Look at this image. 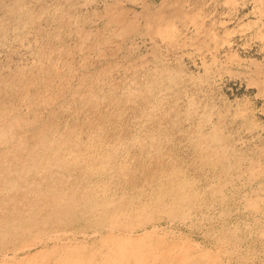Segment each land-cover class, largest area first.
Here are the masks:
<instances>
[{
	"label": "rangeland",
	"instance_id": "374dc122",
	"mask_svg": "<svg viewBox=\"0 0 264 264\" xmlns=\"http://www.w3.org/2000/svg\"><path fill=\"white\" fill-rule=\"evenodd\" d=\"M0 90V264H264V0H0Z\"/></svg>",
	"mask_w": 264,
	"mask_h": 264
},
{
	"label": "bare ground",
	"instance_id": "6f19581e",
	"mask_svg": "<svg viewBox=\"0 0 264 264\" xmlns=\"http://www.w3.org/2000/svg\"><path fill=\"white\" fill-rule=\"evenodd\" d=\"M31 24H32V23H31ZM23 79H24V78H23ZM18 80L20 81V78H19V77H18ZM29 80H32V78L29 79ZM29 80H28V82H29ZM32 81H33V80H32ZM3 82H4V81H3ZM30 82H31V81H30ZM33 82H34V81H33ZM17 83H18V82H17ZM22 83H23V82H22ZM31 83H32V82H31ZM1 84H2V82H1ZM3 84H4V83H3ZM13 84H14V83H13ZM24 84H25V83H24ZM28 84H29V83H28ZM34 84H35V83H34ZM25 85H26V84H25ZM25 85H24V86H25ZM15 86H16V85H14V87H15ZM24 86H23V87H24ZM16 87H17V86H16ZM20 87H21V86H20ZM20 87H19V88H20ZM29 87H30V85H29ZM29 87H28V88H29ZM4 89H7V88H4ZM21 89H22V88H21ZM25 89H26V88H25ZM14 90H15V89H14ZM16 90H17V89H16ZM5 91H6V90H5ZM21 91H22V90H21ZM38 91H39V90H38ZM0 92H1V90H0ZM17 92H18V91H17ZM15 93H16V92H15ZM15 93H14V94H15ZM20 93H21V92H20ZM20 93H18V94H20ZM39 93H40V92H39ZM18 94H16V95H18ZM2 95H3V93H2ZM20 95L22 96V94H20ZM20 95H19V97H20ZM24 95H25V92H24ZM33 95H34V94H33ZM39 95H40V94H38V96H39ZM17 97H18V96H17ZM1 98H2V97H1ZM37 99H38V98H37ZM6 100H7V99H6ZM38 100H39V99H38ZM4 101H5V100H4ZM7 101H8V100H7ZM32 101H33V100H32ZM2 102H3V101H2ZM9 102H10V101H9ZM30 103H31V102H30ZM35 103H36V102H35ZM87 103H88V102H87ZM0 104H1V103H0ZM7 104H8V103H7ZM7 104H6V105H7ZM10 104H12V103L10 102V103L8 104V106H9ZM3 105H5V104H3ZM13 106L16 107L15 105H13ZM13 106H12V107H13ZM87 106H88V105H87ZM29 108H31V107H29ZM9 109H10V108H9ZM14 109H16V108H14ZM5 110H6V109H5ZM0 111H1V110H0ZM2 111H3V110H2ZM9 111H11V110H9ZM12 111H13V110H12ZM14 112H15V111H14ZM14 112H13V113H14ZM3 113H4V112H3ZM27 113H28V112H27ZM10 114H11V113H10ZM5 115H6V114H5ZM5 115H4V116H5ZM8 115H9V114H7V117H8ZM20 115H21V114H20ZM0 116H3V115L1 114ZM23 116H24V115H23ZM0 118H1V117H0ZM22 118H23V117H22ZM121 118H122V117H121ZM2 119H3V118H2ZM90 119H92V118H90ZM8 120H9V119H8ZM2 121H3V120H2ZM92 121H93V120H92ZM94 121H95V120H94ZM4 122H5V120H4ZM90 122H91V120H90ZM98 122H99V124L101 125L102 120H101V122H100V121H98ZM24 123H25V122H24ZM24 123H23V124H24ZM52 123H53V122H52ZM85 123H87V122H85ZM91 123H92V122H91ZM102 123H103V122H102ZM99 124H98V126H99ZM103 124H104V123H103ZM50 125H51V124H50ZM54 125H56V123H55ZM57 125H58V124H57ZM79 125H80V124H79ZM79 125H78V126H79ZM93 125H94V124H93ZM20 126H21V125H20ZM41 126H42V125H41ZM48 126H49V125H48ZM58 126H59V125H58ZM68 126H69V125H68ZM68 126H67L66 128H69ZM74 126H75V125L72 126V127H73V130H75ZM80 126H81V125H80ZM83 126H84V125H83ZM101 126H102V125H101ZM17 127H18V125H17ZM46 127H47V126H46ZM53 127H54V126H53ZM55 127H56V126H55ZM72 127H71V128H72ZM85 127H86V126H85ZM85 127H84V128H85ZM88 127H89V126H88ZM88 127H87V128H88ZM91 127H92V126H91ZM91 127H90V129H91ZM96 127H97V126H96ZM105 127H107V126L104 124V129H105ZM43 128H44V130H47V129H45V127L42 126V129H43ZM66 128H65V129H66ZM81 128H82V127H81ZM84 128H83V130H84ZM9 129H10V128H9ZM40 129H41V128H40ZM42 129H41V130H42ZM58 129H59V127H58ZM85 129H86V128H85ZM94 129H95V128H94ZM94 129H93V130H94ZM101 129H102V127H101ZM101 129L98 130V131H101ZM17 130H18V129H17ZM24 130H26V129H24ZM55 130H56V129H55ZM55 130H54V132H55ZM70 130H71V129H70ZM78 130H79V129H78ZM78 130H77V132H78ZM86 130H88V129H86ZM96 130H97V129H96ZM96 130H95V132H96ZM102 130H103V129H102ZM105 130L107 131V129H105ZM105 130H103V131H105ZM109 130H111V129H109ZM115 130H117V129H115ZM15 131H16V129H15ZM19 131H20V130H19ZM56 131H57V130H56ZM61 131H62V130H61ZM64 131H65V130H64ZM112 131H113V130H112ZM117 131H118V130H117ZM120 131H121V130H120ZM34 132H35V131H34ZM48 132H49V131H48ZM48 132H47V134H48ZM72 132H73V131H72ZM75 132H76V131H74V133H75ZM80 132H82V131H79V133H78L79 135L81 134ZM83 132H85V131H83ZM20 133H21V132H20ZM41 133H44V132H41ZM57 133H59V132H57ZM57 133H56V134H57ZM62 133H63V132H62ZM85 133H86V132H85ZM91 133H92V132H91ZM91 133H90V134H91ZM93 133H94V132H93ZM103 133H104V132H103ZM107 133L110 134L109 131H107ZM111 133H112V132H111ZM115 133H116V132H115ZM115 133H112V134L115 136ZM16 134H17V133H16ZM63 134H64V133H63ZM66 134H67V133H65V135H66ZM69 134H71V133H69ZM72 134H73V133H72ZM72 134H71V135H72ZM82 134H83V133H82ZM105 134H106V133H105ZM123 134H125V132H124ZM123 134H122V135H123ZM140 134H141V133H140ZM19 135H20V134H19ZM23 135H24V134H23ZM48 135H49V134H48ZM50 135H51V134H50ZM58 135H59V136H62V135H60V134H58ZM76 135H77V134H75V136H76ZM101 135H102V134H101ZM101 135H100V136H101ZM116 135H117V134H116ZM118 135H119V134H118ZM118 135H117V136H118ZM120 135H121V134H120ZM34 136H35V134H34ZM53 136H54V135H53ZM59 136H58V137H59ZM67 136H68V135H67ZM72 136H73V135H72ZM77 136H78V135H77ZM77 136H76V137H77ZM81 136H82V135H81ZM92 136H93V134H92ZM102 136H105V135H102ZM102 136H101V137H102ZM114 136H113V137H114ZM1 137H2V136H1ZM1 137H0V139H1ZM14 137H15V136H14ZM14 137H13V138H14ZM69 137H70V136H69ZM73 137H74V136H73ZM89 137H91V136H89ZM96 137L98 138L99 136L97 135V136H95V138H96ZM101 137H100V138H101ZM113 137H112V138H113ZM118 137H121V136H118ZM3 138H4V137H3ZM15 138L18 139V138H21V137H18V138L15 137ZM45 138H46V137H45ZM51 138H53V137H51ZM56 138H57V137H56ZM56 138H55V140H56ZM61 138H62V137H61ZM61 138H60V139H61ZM64 138H67V137H64V136H63V141H64ZM91 138H92V137H91ZM95 138H94V139H95ZM112 138H111V139H112ZM114 138H116V137H114ZM36 139H37V138H36ZM36 139H34V141H35ZM58 139H59V138H58ZM60 139H59V141H60ZM69 139H70V138H69ZM83 139H84V138H83ZM104 139H105V138H104ZM108 139H109V138H108ZM121 139H122V138H121ZM121 139H120V140H121ZM23 140H24V139H23ZM47 140H49V139H47ZM50 140H51V139H50ZM52 140H54V139H52ZM71 140H72V139H71ZM71 140H69V141H71ZM75 140H76V139H75ZM84 140H85V139H84ZM84 140H83V141H84ZM95 140H96V139H95ZM98 140H99V139H98ZM118 140H119V139H118ZM20 141H21V140H20ZM31 141H32V140H31ZM45 141H46V140H45ZM61 141H62V140H61ZM66 141H68V139H66L65 142H66ZM69 141H68V143L66 142V146H67V144L70 145V144L72 143V141H71L70 144H69ZM83 141H82V142H83ZM93 141H94V140H93ZM112 141H113V140H112ZM121 141H122V140H121ZM123 141H124V140H123ZM50 142H51V141H50ZM65 142H64V144H65ZM73 142L75 143L76 141H73ZM77 142H78V141H77ZM84 142H85V141H84ZM103 142H104V141H103ZM107 142H108V140H107ZM54 143H55V142H54ZM54 143H53V144H54ZM57 143H59V144H63V143H60V142H57ZM89 143H90V142H89ZM99 143H100V142H99ZM105 143H106V141H105ZM105 143H104V146H105ZM108 143H109V142H108ZM119 143H120V142H119ZM124 143H125V142H124ZM10 144H11V143H10ZM53 144H52V146H53ZM78 144H79V143H77V145H78ZM87 144H88V143H87ZM87 144L85 143V145H87ZM93 144H94V143H93ZM101 144H102V143H101ZM114 144H115V145H118V144H116V143H114ZM37 145H38V144H37ZM50 145H51V144H49L48 149L51 148ZM80 145H81V144H80ZM83 145H84V144H83ZM85 145H84V146H85ZM89 145H90V144H89ZM95 145H96V143H95ZM115 145H114V146H115ZM8 146H9V145H8ZM29 146H30V144H29ZM57 146H59V145H56L55 147L57 148ZM73 146H74V145H73ZM107 146H108V145H107ZM107 146H105V147H107ZM111 146H113V145H111ZM11 147H12V146H10V148H11ZM40 147H41V146H40ZM44 147L46 148L47 145L44 146ZM44 147L42 146V149H43ZM71 147H72V146H71ZM99 147H100V145H99ZM108 147H109V146H108ZM8 148H9V147H8ZM10 148H9V149H10ZM45 148H44V149H45ZM56 148H55V150H56ZM59 148H60V147H58V149H59ZM66 148H67V147H66ZM66 148H64V149H66ZM76 148H77V147H76ZM97 148H98V147H97ZM100 148H101V147H100ZM114 148H115V147H114ZM29 149H31V146H30ZM36 149H37V146H36ZM36 149H35V150H36ZM46 149H47V148H46ZM52 149H54V148H52ZM52 149H51V150H52ZM67 149H68V148H67ZM70 149H72V148H70ZM87 149H88V148H87ZM91 149H92V148H90V150H91ZM106 149L108 150V148H106ZM120 149H121V147H120ZM1 150H2V149H1ZM4 150L6 151V149H4ZM4 150H2V151H4ZM11 150H12V149H11ZM11 150H10V151H11ZM17 150H18V149H17ZM20 150H21V148H20ZM20 150H19V151H20ZM51 150H50V151H51ZM72 150H73V149H72ZM72 150H70V151H72ZM78 150H80V149H78ZM78 150H77V151H78ZM81 150H82V149H81ZM107 150H106V151H107ZM109 150H111V149H109ZM109 150H108V151H109ZM126 150H127V149H126ZM10 151H9V154L12 153V152L10 153ZM32 151H34V150H32ZM37 151H38V150H37ZM59 151H60V149H59ZM59 151H55V153H56V152L60 153ZM85 151H86V150H85ZM85 151H83V152H85ZM87 151H88V150H87ZM92 151H93V150H92ZM95 151H96V150H95ZM97 151H98V150H97ZM106 151L104 150V152H106ZM118 151H119V148H118ZM122 151H123V150H122ZM15 152H16V151H15ZM15 152H14V153H15ZM17 152H18V151H17ZM30 152H31V151H30ZM42 152H43V150H42ZM45 152H46V151H45ZM51 152H52V151H51ZM53 152H54V151H53ZM53 152H52V154H53ZM62 152H63V151H62ZM65 152H66V151H65ZM78 152H79V151H78ZM78 152H77V153H78ZM80 152H81V154H82V151H80ZM80 152H79V153H80ZM89 152H90V151H89ZM93 152H94V151H93ZM112 152H114V151H112ZM127 152H128V151H127ZM0 153H2V152H0ZM25 153H27V152H25ZM28 153H29V152H28ZM31 153H32V152H31ZM35 153H36V152H35ZM43 153H44V152H43ZM48 153H49V152H48ZM71 153H72V152H71ZM74 153H75V151L72 153V154H73V158L76 157V156H75L76 154L74 155ZM96 153H98V152H96ZM99 153H100V152H99ZM99 153H98V154H99ZM107 153H108V152H107ZM109 153H110V152H109ZM115 153H116V151H115ZM115 153H114V154H115ZM123 153H124V152H123ZM3 154H4V153H3ZM3 154H2V155H3ZM6 154H7V152H6ZM6 154H5V156H6ZM19 154L21 155V153H19ZM23 154H24V153H23ZM38 154H39V153H38ZM40 154H41V152H40ZM40 154H39V155H40ZM69 154H70V153L68 152V157H69ZM81 154H80V155H81ZM90 154H91V152H90ZM92 154H93V153H92ZM100 154H101V153H100ZM103 154H105V153H103ZM116 154H119V153H116ZM0 155H1V154H0ZM16 155H17V154H16ZM16 155H14V156H16ZM27 155H30V156H31L30 153L27 154ZM27 155H26V156H27ZM36 155H37V154H36ZM42 155H43V154H42ZM50 155H51V154H50ZM55 155H56V154H55ZM62 155H63V154H62ZM80 155H79V157L82 158V156H80ZM83 155H84V157H85L86 154H83ZM3 156H4V155H3ZM5 156H4V157H5ZM18 156H19V155H18ZM18 156H17V157H18ZM32 156H33V155H32ZM37 156H38V155H37ZM37 156H35V157H37ZM52 156H53V155H52ZM57 156H58V155H56L55 157H57ZM59 156H60V155H59ZM86 156H87V155H86ZM99 156H100V155H99ZM103 156H104V155H103ZM103 156H102V157H103ZM130 156H132V154H131ZM8 157H9V156H8ZM20 157H21V156H20ZM33 157H34V156H33ZM40 157H41V155H40ZM44 157H45V156H44ZM55 157H54V158H55ZM65 157H66V154H65ZM70 157L72 158V155H71ZM77 157H78V156H77ZM77 157H76L75 159H77ZM100 157H101V156H100ZM118 157H119V156H118ZM1 158H2V157H1ZM9 158L12 159V157H9ZM18 158H19V157H18ZM25 158H27V157H25ZM31 158H32V157H31ZM48 158H49V157H47V159H48ZM51 158H53V157H51ZM63 158H64V157H63ZM85 158H86V157H85ZM85 158H84V159H85ZM91 158H92V157H91ZM94 158L96 159L97 156H94ZM2 159L4 160V158H2ZM7 159H8V158H7ZM14 159H15V158H14ZM14 159H13V160H14ZM22 159H23V158H22ZM39 159H40V158H39ZM39 159H38V160H39ZM49 159H50V158H49ZM55 159H56V158H55ZM66 159H67V158H64V159H61V160L63 161V160H66ZM78 159H79V158H78ZM103 159H105V158H103ZM111 159H112V158H111ZM132 159H133V158H132ZM26 160H27V159H26ZM29 160H31V159L29 158ZM35 160H36V159H35ZM82 160H83V159H82ZM85 160H86V159H85ZM88 160H89V159H88ZM90 160H91V159H90ZM92 160H93V158H92ZM96 160H97V159H96ZM99 160H100V159H99ZM109 160H110V159H109ZM121 160H122V159H121ZM121 160H120V161H121ZM124 160H125V159H124ZM124 160H123V161H124ZM128 160H129V159H128ZM1 161H2V160H1ZM16 161H17V159H16ZM21 161H22V160H21ZM24 161H25V160H23V162H24ZM42 161H43V159H42ZM44 161H45V160H44ZM46 161H48V163L51 162V161L49 162V160H46ZM55 161H56V162H54L53 165L51 164L52 162L50 163V164L52 165V166H51L52 168H54L55 163H56V165H57V159H56ZM86 161H87V160H86ZM86 161H85V162H86ZM100 161H101V160H100ZM102 161H103V160H102ZM163 161H165V160H163ZM2 162H4V161H2ZM2 162H1V163H2ZM8 162H10V161H8ZM60 162H61V161H60ZM64 162L66 163V161H64ZM67 162H68V161H67ZM70 162H71V161H70ZM72 162H73V161H72ZM74 162H75V160H74ZM78 162H79V161H78ZM78 162H77V160H76V163H78ZM87 162H88V161H87ZM91 162H93V161H91ZM97 162H98V160H97ZM117 162H118V161H117ZM117 162H115V163H117ZM129 162H130V161H129ZM158 162H159V161H158ZM30 163H31V162H30ZM32 163H33V162H32ZM32 163H31V164H32ZM34 163H35V162H34ZM36 163H37V162H36ZM38 163H40V161H39ZM41 163H42V162H41ZM108 163H109V162H107V164H108ZM110 163H111V162H110ZM124 163H125V161H124ZM161 163L163 164V162H161ZM3 164H5V163H3ZM18 164H20V163H18ZM27 164H28V161H27ZM61 164H62V166L65 165L64 163H61ZM61 164H58V165H61ZM63 164H64V165H63ZM66 164H67V163H66ZM79 164H80V163H79ZM79 164H78V165H79ZM81 164H82L83 167H84V163H83V161H82ZM86 164H88V163H86ZM96 164H97V163H96ZM120 164H121V162H120ZM158 164H159V163H158ZM1 165H2V164H1ZM8 165H9V164H8ZM11 165H12V164H11ZM15 165H16V164H15ZM21 165H22V164H21ZM29 165H30V164H29ZM35 165H36V164H35ZM39 165H41V164H39ZM45 165L48 166L47 163H46ZM68 165H69V164H68ZM68 165H65V168L68 167ZM73 165H74V163H73ZM78 165H77V166H78ZM93 165H94V163H93ZM97 165H99V164H97ZM101 165H102V164H101ZM103 165H104V164H103ZM108 165H109V164H108ZM113 165H114V164H113ZM118 165H119V164H118ZM129 165H130V164H129ZM163 165H164V164H163ZM163 165H162V166H163ZM6 166H7V165H6ZM6 166H2V169H4L3 167H6ZM13 166H14V165H13ZM36 166H38V164H37ZM42 166H44V165H42ZM49 166H50V165H49ZM69 166H70V168H71L72 165H69ZM74 166H75V165H74ZM79 166H80V165H79ZM88 166H89V165H88ZM95 166H96V165H95ZM95 166H92V167L95 168ZM120 166L122 167V165H120ZM162 166H160V167L163 169ZM169 166H170V165H169ZM19 167L21 168L20 165H19ZM19 167H18V168H19ZM27 167H28V166H27ZM58 167H59V166H58ZM58 167H57V168H58ZM100 167H101V166H100ZM128 167H129V166H128ZM167 167H168V166H167ZM171 167H172V166H171ZM0 168H1V167H0ZM7 168H8V167H7ZM7 168H6V169H7ZM13 168H14V167H13ZM15 168H16V167H15ZM20 168H19V170H20ZM37 168H40V166H38ZM42 168H44V167H42ZM45 168L48 169L47 167H45ZM49 168H50V167H49ZM60 168H61V169H64V167H63V168L60 167ZM60 168H59V170H60ZM68 168H69V167H68ZM70 168H69L68 170H73L72 168H71V169H70ZM73 168H74V167H73ZM81 168H82V167H81ZM85 168H87V166H85ZM89 168H91V167H89ZM102 168H103V166H102ZM114 168H115V167H114ZM114 168H113V169H114ZM116 168H117V167H116ZM123 168H124V167H123ZM130 168H131V167H129V168H127V169L129 170ZM132 168H133V167H132ZM164 168H165V167H164ZM169 168H170V167H169ZM50 169H51V168H50ZM74 169H76V168H74ZM78 169H79V168H78ZM78 169H77V170H78ZM95 169H97V170H101V169H98V167L95 168ZM106 169H107V168H106ZM109 169H110V168H109ZM170 169H172V168H170ZM24 170H26V168H25ZM34 170H35V169H34ZM34 170L31 169V171H34ZM40 170H41V169H40ZM42 170H43V169H42ZM66 170H67V168H66ZM79 170H81V169H79ZM86 170H87V169H86ZM86 170H85V174H86V172L89 173V171H90L91 169H90V170H87V171H86ZM104 170H105V166H104ZM107 170H108V169H107ZM121 170H122V169H121ZM132 170H133V169H132ZM1 171H2V170H1ZM20 171H21V170H20ZM27 171H28V170H27ZM74 171H76V170H74ZM83 171H84V169H83ZM83 171H79V172H83ZM91 171H92V170H91ZM93 171H94V169H93ZM93 171H92V172H93ZM95 171H96V170H95ZM112 171H113V170H112ZM112 171H111V172H112ZM118 171H119V170H118ZM6 172H9L8 169L6 170ZM23 172H26V171H22V173H23ZM37 172H38V171H37ZM39 172H40V171H39ZM39 172H38V173H39ZM59 172H60V171H59ZM77 172H78V171H77ZM99 172H100V171H99ZM102 172H103V171H102ZM108 172H109V171H108ZM124 172H125V171H124ZM17 173H18V172H17ZM29 173H30V172H29ZM35 173H36V172H35ZM35 173H33V174H35ZM38 173H37V174H38ZM42 173H46V174H47V173H49V171H48V172H47V171H46V172H42ZM42 173H41V174H42ZM61 173H62V172H61ZM63 173H64V172H63ZM67 173H68V172H67ZM71 173H72V172H71ZM75 173H76V172H75ZM96 173H97V172H96ZM125 173H126V172H125ZM128 173H129V172H128ZM4 174H5V172H4ZM7 174H8V173H7ZM9 174H10V172H9ZM9 174H8V175H9ZM14 174H15V173H14ZM14 174H13V175H14ZM24 174H25V173H24ZM33 174H32V175H33ZM46 174H44V175L46 176ZM53 174H54V173H53ZM58 174H59V173H58ZM64 174H65V173H64ZM81 174H82V173H80L79 175H81ZM85 174H84V172H83V175H85ZM93 174H94V173H92L91 175H93ZM102 174H103V173H102ZM106 174H107V173H106ZM115 174H116V173H115ZM133 174H134V173H133ZM168 174H169V173H168ZM170 174H171V172H170ZM170 174H169V175H170ZM173 174H174V173H173ZM175 174H176V173H175ZM175 174H174V175H175ZM1 175H3V174H1ZM1 175H0V176H1ZM20 175H21V174H19L18 177H21V178L23 179V177H24L26 174L23 175V177H22V175H21V176H20ZM28 175H30V174H28ZM49 175H50V174H49ZM69 175H70V172H69ZM76 175H77V174H76ZM88 175H89V174H88ZM95 175H96V174H95ZM95 175H94V176H95ZM100 175H101V174H100ZM100 175H99V176H100ZM117 175H118V174H117ZM122 175H123V174H121V176H122ZM126 175H127V174H126ZM126 175H125V176H126ZM134 175H135V174H134ZM174 175H173V177H174ZM3 176L5 177V175H3ZM3 176H2L1 178H3ZM9 176H10V175H9ZM33 176H37V175H33ZM33 176H31V177L33 178ZM53 176H54V175H53ZM59 176H61V175H59ZM62 176H63V175H62ZM65 176L68 177V176L65 174L64 177L61 178V180L65 179V178H66ZM71 176H72V175H71ZM71 176H70V177H71ZM86 176H87V175H86ZM89 176H90V175H89ZM89 176H88V177H89ZM94 176H93V177H94ZM99 176H98V177H99ZM110 176H111V174H110ZM110 176H109V178H110ZM129 176H130V174H129ZM10 177H13V176H10ZM37 177L39 178V176H37ZM37 177H36V178H37ZM43 177H44V176H43ZM50 177L52 178L51 175H50ZM73 177H74V176H73ZM77 177H78V175H77ZM77 177H76V178H77ZM90 177H91V176H90ZM90 177H89V178H90ZM95 177H96V176H95ZM98 177H97V178H98ZM115 177H116V176H115ZM115 177H114V178H115ZM131 177H132V176H131ZM176 177H177V176H176ZM1 178H0V179H1ZM16 178H17V177H16ZM25 178H26V177H25ZM25 178H24V179H25ZM36 178H35V179H36ZM45 178H46V177H45ZM45 178H44V179H45ZM48 178H49V177H48ZM83 178H84V177H83ZM85 178H86V177H85ZM89 178H88V179H89ZM102 178H103V177H102ZM119 178H120V177H119ZM119 178H118V179H119ZM4 179H5V178H4ZM7 179H9V177H8ZM12 179H14V178H12ZM26 179H27V178H26ZM29 179H30V178H29ZM29 179H28V180H29ZM56 179H58L57 176H56ZM67 179H68V178H67ZM74 179H75V178H74ZM74 179H73V180H74ZM78 179H79V178H78ZM78 179H75V180L78 181ZM80 179H82V178L80 177ZM100 179H101V178H100ZM129 179L131 180V178H129ZM1 180H2V179H1ZM14 180H15V179H14ZM16 180H17V179H16ZM31 180H32V179H31ZM39 180H40V178H39ZM39 180H38V181H39ZM46 180H47V179H46ZM49 180H50V179H49ZM51 180H52V179H51ZM54 180H55V179H54ZM58 180H59V179H58ZM61 180H59V181H61ZM84 180H85V179H84ZM97 180H98V179H97ZM104 180H105V179H104ZM109 180H110V179H109ZM127 180H128V179H127ZM3 181H4V180H3ZM3 181H2V182H3ZM12 181H13V180H12ZM23 181H24V180H23ZM29 181H30V180H29ZM33 181H34V183L36 184V181H35V180H33ZM70 181H71V182H70ZM70 181H69V182H70L69 184L72 183V179H70ZM76 181H75V182H76ZM82 181H83V180H82ZM90 181H91V180H90ZM95 181H96V178H95ZM100 181H103V180H100ZM122 181H123V179H122ZM122 181L120 180V181H119V184H120V182H122ZM0 182H1V181H0ZM20 182L22 183L21 180H20ZM44 182L47 183L46 181H44ZM44 182H43V183H44ZM52 182H53V180H52ZM63 182H64V180H63ZM65 182H66V181H65ZM65 182H64V183H65ZM73 182H74V181H73ZM123 182H124V181H123ZM134 182H135V181H134ZM4 183H5V182H4ZM4 183H3V184H4ZM6 183H7V182H6ZM6 183H5V184H6ZM17 183H18V182H17ZM21 183H20V184H21ZM24 183H25V182H23V184H24ZM38 183H40V182H38ZM54 183H55V182H54ZM54 183H53V184H54ZM58 183H59V182H58ZM64 183H63V184H64ZM66 183H67V182H66ZM83 183H84V182H83ZM104 183H105V182H104ZM107 183H108V182H107ZM109 183H110V182H109ZM124 183H125V182H124ZM131 183H132V181H131ZM136 183H137V182H136ZM136 183H135V184H136ZM12 184H13V183H12ZM40 184H41V183H40ZM48 184H50V182H49ZM67 184H68V183H67ZM69 184H68V185H69ZM97 184H98V183H97ZM97 184L94 185V186H97ZM101 184H102V183H101ZM111 184H112V183H111ZM27 185H28V184H27ZM32 185H33V184H32ZM56 185L58 186V184H56ZM99 185H100V184H99ZM99 185H98V186H99ZM109 185H110V184H109ZM112 185H113V184H112ZM120 185H121V184H120ZM2 186H4V185H2ZM16 186H17V185H16ZM24 186H26V185L24 184ZM34 186H35V185H34ZM34 186H33V187H34ZM48 186H49V185H48ZM50 186L54 187L53 185H50ZM57 186H56V187H57ZM59 186H60V185H59ZM66 186H67V185H66ZM72 186H73V185H71V187H72ZM75 186H76V185H75ZM75 186H74V187H75ZM85 186H86V185H85ZM113 186H114V185H113ZM117 186H118V185H117ZM21 187H23V186H21ZM28 187H29V186H28ZM36 187H37V185H36ZM43 187H44V184H43L42 188H43ZM71 187H70V188H71ZM76 187H77V186H76ZM78 187H79V186H78ZM86 187H87V186H86ZM88 187H90V186L88 185ZM91 187H92V186H91ZM102 187H103V186H102ZM102 187H101V188H102ZM105 187H106V186H105ZM108 187H109V186H108ZM115 187H116V186H115ZM122 187H123V185H122ZM124 187H125V186H124ZM0 188H1V187H0ZM3 188H4V187H3ZM24 188H25V187H24ZM38 188H39V187H38ZM45 188H46V187H45ZM54 188H55V187H54ZM93 188H94V187H93ZM95 188H96V187H95ZM6 189H7V188H6ZM28 189H30V188H28ZM32 189H34V188H32ZM57 189H58V188H57ZM71 189H72V188H71ZM71 189H70V190H71ZM80 189H81V188H80ZM82 189H83V188H82ZM97 189H98V188H97ZM116 189H117V188H115V190H116ZM127 189H128V188H127ZM15 190H16V188H15ZM17 190H18V189H17ZM21 190H22V189H21ZM21 190H20V191H21ZM41 190H42V189H41ZM43 190H44V188H43ZM43 190H42V191H43ZM47 190H48V189H47ZM50 190H52V189H50ZM50 190H49V191H50ZM68 190H69V189H68ZM70 190H69V192H70ZM78 190H79V188H78ZM94 190H95V189H94ZM101 190H102V189H101ZM109 190H110V188H109ZM123 190H124V189H123ZM134 190H135V188H134ZM27 191H28V190H27ZM29 191L32 192L33 190L31 191V189H30ZM35 191H37V189H35ZM35 191H34V192H35ZM38 191H39V190H38ZM75 191H76V190H75ZM88 191H89V190H88ZM90 191H91V190H90ZM5 192H6V191H5ZM9 192H10V191H9ZM15 192H16V191H15ZM44 192H45V191H44ZM50 192H51V191H50ZM79 192L81 193V190H80ZM84 192H85V190H84ZM100 192H101V191H100ZM105 192H107V191H105ZM114 192H116V191H114ZM117 192H118V191H117ZM122 192H123V191H122ZM133 192H134V191H133ZM0 193L2 194V192H0ZM18 193H19V192H18ZM18 193H17V194H18ZM53 193H55V192H53ZM59 193H60V192H59ZM62 193H63V191H62ZM75 193H76V192H75ZM87 193H88V192H87ZM87 193H84V195L87 194ZM89 193H90V192H89ZM127 193H128V192H127ZM127 193H126V194L124 193L123 195H127ZM130 193H131V192H130ZM9 194H10V193H8V195H9ZM11 194H12V193H11ZM22 194H23V193H22ZM35 194H36V192H35ZM40 194H41V192H40ZM48 194H49V193H48ZM51 194H52V193H51ZM57 194H58V193H57ZM57 194H56V196H57ZM68 194H69V193H68ZM100 194H101V193H100ZM113 194H114V193H113ZM121 194H122V193H121ZM6 195H7V194H6ZM6 195H4V196H6ZM8 195H7V196H8ZM13 195H15V193H14ZM13 195H12V196H13ZM23 195H24V194H23ZM25 195H27V194H25ZM38 195H39V194H38ZM38 195H37V196H38ZM41 195H43V194H41ZM60 195H61V194H59V196H60ZM62 195H63V194H62ZM62 195H61V196H62ZM80 195H81V194H80ZM91 195H92V194H91ZM94 195H95V194H94ZM114 195H115V194H114ZM116 195H117V194H116ZM116 195H115V196H116ZM123 195H122V196H123ZM1 196H3V194H2ZM53 196H54V195H53ZM59 196H58L57 198H59ZM63 196H64V195H63ZM67 196H68V197H67ZM67 196H66L67 198L70 197L69 195H67ZM71 196H72V195H71ZM73 196H74V195H73ZM81 196H82V195H81ZM81 196H80V198H81ZM100 196H101V195H100ZM127 196H128V195H127ZM13 197H14V196H13ZM17 197H18V196H17ZM25 197H26V196H25ZM27 197H28V196H27ZM30 197H31V196H30ZM33 197H36V195H34ZM40 197H42V196H40ZM43 197H46V196L43 195ZM66 197H65V199H66ZM78 197H79V196H78ZM90 197H91V196H90ZM130 197H131V196H130ZM9 198H10V197H9ZM49 198L51 199L52 197H49ZM49 198H48V199H49ZM57 198H56V199L53 198V199H55L54 201H56ZM109 198H111V197H109ZM114 198H115V197H114ZM116 198H117V197H116ZM128 198H129V196H128ZM3 199H4V198H3ZM3 199L1 198V200H3ZM18 199H19V198H18ZM22 199H23V197L21 198V200H22ZM33 199H34V198H33ZM35 199L37 200V197H36ZM50 199H49V200H50ZM81 199H82V198H81ZM11 200H12V199H10V201H11ZM26 200H27V199H26ZM31 200H32V198L30 199V201H31ZM39 200H40V198H39ZM60 200H61V199H60ZM85 200H88V199L85 198ZM113 200H114V199H113ZM115 200H116V199H115ZM115 200H114V201H115ZM119 200H120V199H119ZM3 201H4V200H3ZM15 201H16V200H15ZM44 201H45V200H44ZM50 201H52V200H50ZM58 201H59V200H58ZM58 201H57V202H58ZM66 201H67V200H65V203H66ZM78 201H80V200H78ZM82 201H83V200H82ZM99 201H100V200H99ZM104 201H105V200H104ZM108 201H109V199H108ZM111 201H112V198H111ZM13 202H14V201H13ZM13 202H12V203H13ZM16 202H17V201H16ZM18 202H19V201H18ZM18 202H17V204H18ZM25 202H26V201H25ZM32 202H33V201H32ZM38 202H39V201H38ZM63 202H64V201H63ZM80 202H81V201H80ZM94 202H95V201H94ZM106 202H107V201H106ZM120 202H121V201H120ZM3 203H4V202H3ZM5 203H6V202H5ZM8 203H9V202H8ZM34 203H35V202H34ZM34 203H33V204H34ZM60 203H61V202H60ZM68 203H69V201H68ZM83 203H84V202H83ZM83 203H82V205H83ZM92 203H93V202H92ZM102 203H103V202H102ZM115 203H117V202L115 201ZM135 203H136V201H135ZM1 204H2V203H1ZM1 204H0V205H1ZM10 204H11V203H10ZM27 204H28V203H27ZM41 204H44V202L41 203ZM53 204H54V202H53ZM63 204H64V203H63ZM77 204H78V203H77ZM77 204H76V205H77ZM79 204H80V203H79ZM87 204H88V203H87ZM103 204H104V203H103ZM125 204H127V202H126ZM136 204H137V203H136ZM2 205H3V204H2ZM2 205H1V206H2ZM4 205H5V204H4ZM6 205H9V204H6ZM18 205H19V204H18ZM21 205H23V204H21ZM29 205H30V204H29ZM38 205H39V203H38ZM51 205H52V204H51ZM55 205H56V204H55ZM74 205H75V204H74ZM24 206H25V205H24ZM47 206H49V208H51L50 205H47ZM64 206H65V205H64ZM84 206H85V205H84ZM5 207H6V206H5ZM10 207H11V206H10ZM30 207H31V206H30ZM34 207H36V206H34ZM39 207H41V206L39 205ZM42 207H43V205H42ZM59 207H61V206H59ZM68 207H69V206H68ZM87 207H89V206H87ZM129 207H130V206H129ZM2 208H3V206H2ZM49 208H48V209H49ZM61 208H63V207H61ZM74 208H75V207H74ZM74 208H73V210H75ZM83 208H84V207H83ZM111 208H112V207H111ZM21 209H22V206H21ZM30 209H31V208H30ZM30 209H29V210H30ZM37 209H39V208H37ZM42 209H43V208H42ZM44 209H45V207H44ZM44 209H43V210H44ZM67 209H68V208H67ZM71 209H72V208H71ZM4 210H5V209H4ZM22 210H23V209H22ZM27 210H28V207H27ZM31 210H32V209H31ZM33 210H34V209H33ZM33 210H32V211H33ZM35 210H36V209H35ZM35 210H34V211H35ZM53 210H55V209H53ZM53 210H52L51 212H53ZM68 210H69V209H68ZM79 210H80V209H79ZM86 210H87V209H86ZM86 210H85V211H86ZM105 210H107V209H105ZM0 211H1V210H0ZM8 211H9V210H8ZM10 211H11V210H10ZM14 211H15V210H14ZM37 211H38V210H37ZM39 211H40V210H39ZM56 211H57V210H56ZM61 211H62V210H61ZM61 211H59V212L62 213ZM64 211H65V210H64ZM80 211H84V209H83V210H80ZM95 211H96V210H95ZM4 212H6V211H4ZM16 212H17V211H16ZM21 212H22V211H21ZM35 212H36V211H35ZM46 212H47V211H46ZM65 212H66V211H65ZM68 212H69V211H67V213H68ZM70 212H72V211H70ZM77 212H78V211H77ZM0 213H1V212H0ZM7 213H8V212H7ZM7 213H6V214H7ZM9 213H10V212H9ZM32 213H33V212H32ZM37 213H39V212H37ZM48 213H50V210H49ZM63 213H64V212H63ZM78 213H79V212H78ZM82 213H83V212H82ZM82 213H81V214H82ZM95 213H96V212H95ZM44 214H45V211H44ZM53 214H57V216H61V215H62V214L60 215L59 213H53ZM53 214H52V215H53ZM58 214H59V215H58ZM69 214H70V213H69ZM73 214H74V213H73ZM76 214H77V213H76ZM89 214H90V213H89ZM89 214H88V216H89ZM92 214H93V212L91 213V215H92ZM3 215H4V214H3ZM10 215H11V214H10ZM15 215H16V214H15ZM17 215H18V214H17ZM28 215H30V214H28ZM49 215H50V214H49ZM67 215H68V214H67ZM71 215H72V214H71ZM79 215H80V214H79ZM101 215H102V214H101ZM31 216H32V214H31ZM31 216H29V217H31ZM35 216H36V215H35ZM64 216H65V215H64ZM69 216H70V215H69ZM72 216H73V215H72ZM81 216H82V215H81ZM98 216H99V215H98ZM4 217H5V216H4ZM19 217H20V215H19ZM46 217H47V215H46ZM46 217H44V218H46ZM48 217H50V219H51V217H53V216H48ZM48 217H47V218H48ZM89 217H90V216H89ZM15 218H16V217H15ZM31 218H32V217H31ZM41 218H42V217H41ZM57 218H58V217H57ZM61 218H62V217H60V219H61ZM63 218H65V217H63ZM75 218H76V217H75ZM86 218L88 219L87 216H86ZM2 219H3V218H2ZM34 219H36V218H34ZM42 219H43V218H42ZM42 219H41V220H42ZM55 219H56V216H55ZM55 219H54V220H55ZM66 219H67V218H66ZM66 219H65V221H66ZM41 220H40V221H41ZM45 220H47V219H44V221H45ZM56 220H57V219H56ZM56 220H55V221H56ZM88 220H89V219H88ZM114 220H115V219H114ZM11 221H12V220H11ZM16 221H17V220H16ZM21 221H22V220H21ZM38 221H39V220H38ZM51 221H53V218H52ZM59 221H61V220H59ZM18 222H19V221H18ZM32 222H33V221H32ZM42 222H43V220H42ZM110 222H111V221H110ZM5 223H7V222H5ZM36 223H37V222H36ZM92 223H93V222H92ZM37 224H38V223H37ZM2 225H3V223H2ZM25 225H26V224H25ZM55 225H56V224H55ZM53 226H54V225H53ZM49 227H50V226H49ZM54 227H55V226H54ZM50 229H52V228H50ZM56 229H57V228H56ZM2 230H3V229H2ZM52 230H54V229H52ZM4 231H5V230H4ZM12 231H13V230H12ZM45 231H46V230H45ZM45 231H44V232H45ZM5 232H6V231H5ZM5 232H4V233H5ZM8 232H9V231H8ZM62 232H63V231H62ZM1 234H2V233H1ZM7 235H8V234H7ZM22 235H23V234H22ZM15 236H16V235H15ZM13 237H14V236H13ZM1 238H2V236H1ZM6 239H7V238H6ZM12 240H13V239H12ZM4 242H5V241H4ZM4 242L1 241V243H4ZM20 243H21V242H20ZM10 244H11V243H10ZM118 249H119V248L117 247V250H118ZM139 252H140V251H139ZM160 252H161V251H160ZM160 252H159V253H160ZM112 254H113V253L109 251V256L112 255ZM154 254H155V253H154ZM60 256H61V257H60L61 259L56 260L55 264H93V263H91V260H90L91 258L88 259L86 262H82V261H78V260L76 261V260H74V255H71L70 252L67 253V254H65V255H62V254H61ZM109 256H108V257H109ZM105 257H106V256H105ZM157 258H158V257H157ZM103 259H105V258H103ZM108 259H109V258H108ZM3 261H4V260H3ZM5 261H6V260H5ZM5 261H4V262H5ZM136 261H137V263L142 264V263H141V259H140L139 257L136 258ZM4 262H3V263H4ZM191 262H192V261H191ZM105 263H106V264H109L108 261H104V262H102V264H105ZM156 263H157V261H156ZM99 264H100V263H99Z\"/></svg>",
	"mask_w": 264,
	"mask_h": 264
}]
</instances>
